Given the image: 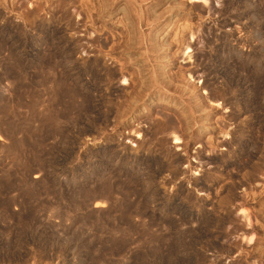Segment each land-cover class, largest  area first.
<instances>
[{
    "label": "rangeland",
    "instance_id": "rangeland-1",
    "mask_svg": "<svg viewBox=\"0 0 264 264\" xmlns=\"http://www.w3.org/2000/svg\"><path fill=\"white\" fill-rule=\"evenodd\" d=\"M208 1L0 0V264H264V0Z\"/></svg>",
    "mask_w": 264,
    "mask_h": 264
},
{
    "label": "bare ground",
    "instance_id": "bare-ground-1",
    "mask_svg": "<svg viewBox=\"0 0 264 264\" xmlns=\"http://www.w3.org/2000/svg\"><path fill=\"white\" fill-rule=\"evenodd\" d=\"M196 1H201V2H205L206 4H207V2H209L208 0H196ZM109 3V2H108ZM62 4V3H61ZM131 4V3H130ZM123 8V7H122ZM125 9V8H124ZM62 12V11H61ZM210 15V14H209ZM66 18V17H65ZM138 20V19H137ZM149 20V19H148ZM138 23V22H137ZM131 27V26H130ZM108 28V27H107ZM129 29V28H128ZM97 31V30H96ZM132 34V33H131ZM134 34V33H133ZM137 34V33H136ZM135 34V35H136ZM129 34H127V36H128ZM141 35V34H140ZM126 36V35H125ZM126 36V37H127ZM131 36V35H130ZM132 37H133V35H132ZM136 36H134V38H135ZM253 38V37H252ZM94 40V39H93ZM134 39H132V38H129V37H127L126 39H125V42L124 43H126V48L128 47L129 49H133V47H134V45H135V43L137 44V41H133ZM136 40H138L137 38H136ZM142 40V39H141ZM172 43V42H171ZM185 43V42H184ZM188 43V42H187ZM189 44H190V42H189ZM189 44H187V46H188V48H190V45ZM113 45V44H112ZM111 46V45H110ZM125 46V45H124ZM123 46V47H124ZM156 46V45H155ZM155 46H154V48H155ZM186 46V45H185ZM114 47V46H113ZM136 47V46H135ZM112 48V47H111ZM122 48V47H121ZM153 48V49H154ZM187 49V48H186ZM118 51V50H117ZM149 59V58H148ZM164 59V58H163ZM99 60V59H98ZM97 60V61H98ZM157 60V59H156ZM121 63V62H120ZM152 63V62H151ZM200 66V65H199ZM98 68V67H97ZM52 69V68H51ZM143 71H145L144 69H143ZM147 72V71H146ZM52 74V73H51ZM96 74H97V72H96ZM98 75V74H97ZM111 75V74H110ZM192 74L190 73V76H191ZM57 76V75H56ZM63 77V76H62ZM96 77V76H95ZM124 77V81H127V78L125 77V76H123ZM145 77V76H144ZM178 77V76H177ZM151 80H146L145 81V84H144V87H146V89H148V88H150V86H152V83L153 84H157L156 82H157V80H159L158 79V77L156 76V75H153V76H151V78H150ZM176 79V78H175ZM173 81V80H172ZM135 82V81H134ZM169 83V82H168ZM143 84V83H142ZM156 86V85H155ZM40 87V86H39ZM136 87V86H135ZM143 87V88H144ZM141 88H142V86H141ZM134 89V88H133ZM143 92H144V90H142ZM150 91V90H149ZM181 92V91H180ZM141 95H143L142 93H141ZM140 96V95H139ZM135 97V96H134ZM133 98V97H132ZM199 100V99H198ZM57 102V101H56ZM201 104V103H200ZM130 105V104H129ZM132 106V105H131ZM189 110V109H188ZM122 117V116H121ZM244 119V118H243ZM37 121V120H36ZM58 123V122H57ZM46 126V125H45ZM176 128V127H175ZM31 130V129H30ZM36 131V130H35ZM106 131V130H105ZM161 131V130H160ZM141 133V132H140ZM138 134V133H137ZM172 134H175V135H173L174 136V140H175V143H180V141H181V139H180V137L176 134V133H172ZM158 145V144H157ZM126 146V145H125ZM161 146V145H160ZM17 148V147H16ZM189 165V164H188ZM250 176V175H249ZM94 196V195H93ZM97 197V196H96ZM104 197V196H103ZM114 199V198H113ZM155 221V220H154ZM14 255V254H13ZM10 257V256H9Z\"/></svg>",
    "mask_w": 264,
    "mask_h": 264
}]
</instances>
